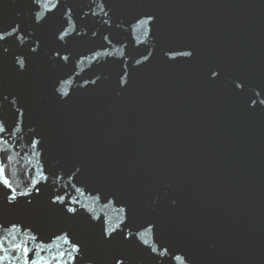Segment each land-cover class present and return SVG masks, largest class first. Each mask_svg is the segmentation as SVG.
Here are the masks:
<instances>
[{
  "label": "water",
  "instance_id": "1",
  "mask_svg": "<svg viewBox=\"0 0 264 264\" xmlns=\"http://www.w3.org/2000/svg\"><path fill=\"white\" fill-rule=\"evenodd\" d=\"M0 37L5 264H264V0H0Z\"/></svg>",
  "mask_w": 264,
  "mask_h": 264
},
{
  "label": "snow or ice",
  "instance_id": "2",
  "mask_svg": "<svg viewBox=\"0 0 264 264\" xmlns=\"http://www.w3.org/2000/svg\"><path fill=\"white\" fill-rule=\"evenodd\" d=\"M153 19V17L149 16L147 17L146 20H141L139 21V24L143 25V24H146L148 23L149 21H151ZM13 31H15V29H13ZM3 37H0V39H2ZM190 55V53H189ZM215 75V73H213ZM4 167L2 165H0V183H3L5 186H7L8 188H11V184L9 183L8 179L5 177L4 175ZM35 183H38V181L34 180L33 181V184ZM14 189H13V193H14ZM16 199V196L13 194V195H10L8 197V200L9 202L13 201ZM57 199L59 200L60 198L57 197ZM69 211H72L74 212L75 209H69ZM2 227V226H0ZM11 227L13 229L16 228V225L13 224L11 225ZM106 233L109 231V230H105ZM69 243L71 241H68ZM145 243H147V241H145ZM5 244V239H0V253H3V254H0V264H5V261L8 259V255L10 254L8 249L5 248L4 246ZM12 248L15 249L18 253H21L23 256H24V264H40V261L38 259H31V261H29V253L33 251V249L29 248L26 244H13L12 245ZM72 249L73 251H79V245L77 244H73L72 245ZM156 249L153 248V251H155ZM61 256L64 255V253H60ZM74 259V257H73ZM177 260L180 259V257H176ZM44 264H48L47 261H44Z\"/></svg>",
  "mask_w": 264,
  "mask_h": 264
}]
</instances>
